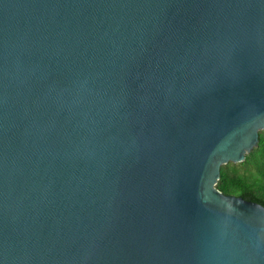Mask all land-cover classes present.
I'll list each match as a JSON object with an SVG mask.
<instances>
[{
	"label": "water",
	"instance_id": "1",
	"mask_svg": "<svg viewBox=\"0 0 264 264\" xmlns=\"http://www.w3.org/2000/svg\"><path fill=\"white\" fill-rule=\"evenodd\" d=\"M263 129L264 0H0V264H264Z\"/></svg>",
	"mask_w": 264,
	"mask_h": 264
},
{
	"label": "trees",
	"instance_id": "2",
	"mask_svg": "<svg viewBox=\"0 0 264 264\" xmlns=\"http://www.w3.org/2000/svg\"><path fill=\"white\" fill-rule=\"evenodd\" d=\"M217 187L225 194L242 196L264 205V129L259 145L242 162L222 165Z\"/></svg>",
	"mask_w": 264,
	"mask_h": 264
}]
</instances>
